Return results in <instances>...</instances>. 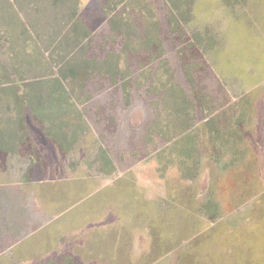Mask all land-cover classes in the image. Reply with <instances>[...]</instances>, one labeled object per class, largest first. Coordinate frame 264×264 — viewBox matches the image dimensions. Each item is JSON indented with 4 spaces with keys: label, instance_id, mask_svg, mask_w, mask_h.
Segmentation results:
<instances>
[{
    "label": "rangeland",
    "instance_id": "374dc122",
    "mask_svg": "<svg viewBox=\"0 0 264 264\" xmlns=\"http://www.w3.org/2000/svg\"><path fill=\"white\" fill-rule=\"evenodd\" d=\"M7 1L0 0V75L17 78L8 75L12 63L47 74L56 53L45 35L32 43L17 25L8 38ZM122 3L116 30L100 0L82 14L91 28L88 55L117 64L123 78L92 70L65 80L97 141L86 126L79 146L50 156L54 170L37 166V177L80 189L74 211L63 220L56 211L41 216L37 205L49 201L33 196V217L45 225L33 247L47 253L0 264H264V66H248L259 59L251 36L264 44V0ZM220 75L238 80L230 85ZM257 78L254 96L247 88Z\"/></svg>",
    "mask_w": 264,
    "mask_h": 264
},
{
    "label": "crops",
    "instance_id": "0c3cea01",
    "mask_svg": "<svg viewBox=\"0 0 264 264\" xmlns=\"http://www.w3.org/2000/svg\"><path fill=\"white\" fill-rule=\"evenodd\" d=\"M15 1L17 5L14 4V0H9L10 7L15 8L18 15L26 23L29 20L28 16H26V10L32 0ZM41 1H43V9L57 14L60 26L59 35L62 36L61 42L63 45L76 43L82 60H88L89 64L95 62L92 66L106 67V63L111 66L108 59L100 60L88 55L91 28L89 21L82 13L91 0ZM105 6L106 0H100L101 9L99 8V11L105 12ZM33 8H35L34 4ZM42 35L45 34L43 33ZM257 39V34L252 35L249 39L250 45L255 46V55L259 58L251 61L253 63H248L249 67L264 66V44L261 43V40ZM233 66L242 65L236 64ZM97 74L100 73L97 72ZM221 78L227 84L231 83L232 85L233 83L235 84V80H238L236 75H232L231 77L221 76ZM259 79L257 78L249 82L250 86L252 84L254 86H248L247 88L250 89V94H254V96L259 93V85L262 83V79ZM242 83L245 84L246 82L243 81ZM7 98L9 97L0 95V100H7ZM8 104L10 105V103ZM8 104L5 103V109L2 110L3 112H7V117H0V260H37L38 253H40L39 259H42L45 257L44 254L47 251L44 248H41L40 251L35 249L33 247V239L38 234H43L45 225L38 226V216L33 217L35 211L33 196L39 195L41 199L46 197L47 201H49L46 203L41 202L37 205L38 208L36 207V211H40L41 216L45 214L46 217H49L50 213L56 211V216L63 220L65 216H69L70 212L74 211L75 205L72 206L71 203L75 197L80 196V189L61 187L58 177L50 179L42 176L37 177L36 174H39L41 171H37V166L41 164L45 167V170H54L50 163V156H64L73 148L79 146L82 135L86 132L87 127L82 131L79 128H75V126H58L52 128L50 131L52 135L50 136L49 131L45 128L46 126L44 127L42 123L36 120V123H38L37 126L41 128V135L39 138H35L33 135V115L31 112L25 110L17 118L16 109L11 106L8 107ZM78 112V114L84 117L87 126L90 128V137L88 138H90V141H97V131L91 125L89 118L86 117L85 113L82 114L79 108ZM98 112L101 111L99 110ZM71 115L73 117L74 113ZM28 117H30V120ZM74 178V176H70V178L67 177L66 179L73 180ZM47 182L50 183V187H47ZM43 183L47 187V190L42 189L39 192L36 187ZM61 202L62 205H60ZM104 239V252H107L106 237ZM43 242L42 238L40 243ZM92 244L101 245V243H97L96 239H94ZM102 250L103 248H99L97 251ZM20 253H23V255H20ZM64 254L71 255L69 251H66ZM67 258H71V256H67ZM47 260H53V258L49 255Z\"/></svg>",
    "mask_w": 264,
    "mask_h": 264
},
{
    "label": "trees",
    "instance_id": "16d2710c",
    "mask_svg": "<svg viewBox=\"0 0 264 264\" xmlns=\"http://www.w3.org/2000/svg\"><path fill=\"white\" fill-rule=\"evenodd\" d=\"M14 4L17 5V2L15 1ZM33 4L35 8H33ZM42 4L43 1L41 0L30 1L27 7L28 9L26 10V16H28L29 20L26 21V23L18 15L16 9L13 8L14 22L11 24L12 32L10 30L7 36L8 38L15 36L17 25L18 30L22 28V32L25 31L31 42L35 43L32 37L40 38L42 34L38 31L34 36L31 34V30H34L35 33V31L43 28L47 30L44 36L47 39L46 43L49 45V49H47L51 53H56L52 59L55 57L57 58L54 60L53 65L47 63L46 66L49 70L47 74L35 76L29 75L30 68L26 69V67L12 63L8 67L9 70L7 72L8 75H16L17 78L6 80V75H0V78H2L1 80H3L0 81V94L1 96L9 97L6 101L7 103H11L13 108L16 109L17 118H19V115L25 110L30 111L35 120L42 123L44 127L46 126L45 128L49 131L50 136L52 135L50 132L52 128L58 126H75V128H79L83 131L87 126L86 121L82 115L78 114V106L76 105V101L72 99L71 92L65 80L75 79L80 74L87 76L92 70L102 75L107 74L111 76L112 80H116L117 77H122L123 75L118 69L117 64H112L110 66L106 63V67H96L82 60L76 43L63 45L61 42L62 36L59 35L60 26L57 14L43 9ZM122 4V0H106V6L104 8L105 14L109 16L111 10L113 16H115L114 12L116 8ZM118 19L121 18L118 16L112 17V19L110 18L111 26L115 30L120 23ZM2 24H4L6 28L10 26L8 21ZM18 36H20V34ZM43 43L44 41L42 40V44ZM36 54L40 59L48 58V55H44L40 50H37ZM15 58H17V56ZM9 106L8 104V107ZM72 113H74L73 117L71 115ZM66 118H77L80 120V123H69V121H65Z\"/></svg>",
    "mask_w": 264,
    "mask_h": 264
}]
</instances>
